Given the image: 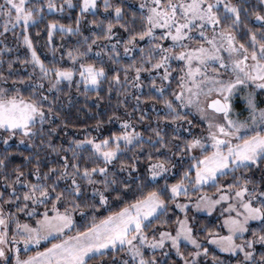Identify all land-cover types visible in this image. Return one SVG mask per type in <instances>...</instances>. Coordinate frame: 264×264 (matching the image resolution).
I'll return each mask as SVG.
<instances>
[{
  "label": "snow or ice",
  "instance_id": "6c2138e0",
  "mask_svg": "<svg viewBox=\"0 0 264 264\" xmlns=\"http://www.w3.org/2000/svg\"><path fill=\"white\" fill-rule=\"evenodd\" d=\"M262 97L264 0H0V264H264Z\"/></svg>",
  "mask_w": 264,
  "mask_h": 264
},
{
  "label": "trees",
  "instance_id": "16d2710c",
  "mask_svg": "<svg viewBox=\"0 0 264 264\" xmlns=\"http://www.w3.org/2000/svg\"><path fill=\"white\" fill-rule=\"evenodd\" d=\"M253 2H258V0H253ZM75 11H78V9L75 10ZM75 11L72 12V18H74V16H75ZM101 12H102V10H101ZM50 18H53V17H50ZM54 18L61 19V22H63V23H68L69 22V19H70L68 17V14L67 13L64 14L63 18L60 16V14H56ZM92 18L93 17H91V16H88L87 17V19H92ZM87 19L84 21V24L85 25H87ZM40 27H41V29H43L44 25H40ZM86 34H87V31H86ZM40 36H41V42H42V39L44 37V32L43 31H41ZM72 39L74 40V38H72ZM56 41L57 42H60L59 41V35L58 34L56 36ZM39 50L40 49H38V51ZM123 62L124 63H127L128 62V57H124L123 58ZM262 98H264V97H262ZM92 99L94 100L95 97L93 96ZM75 100L78 101V103L75 106H71V105L68 106V108H67V115H68L69 119L72 122L76 123L77 125L79 123H87L89 125L94 124L95 118H96L94 116V113L97 112V111H99L101 113V116H103V111H104V107L103 106L107 103V98L105 99V101H102L101 102V105H102L101 109H95L94 105L91 102H89V105L88 106L93 108V112L92 113L87 112L83 108V104L85 102L83 97H75ZM235 106H236V108L238 110L239 109H242L244 107L243 101H242V99L240 97H237L236 102H235ZM77 108H79L80 111H77ZM79 132H80V129L78 127H76V128H73L71 126L69 127V133H68L69 135H72V134L75 133V134H77V138H79V135H78ZM27 154H28V152L25 151L24 152V155H27ZM16 162L17 163H21V160L19 158H17V161ZM209 191L211 192L212 190L209 189ZM77 221L79 222L80 220L77 219ZM207 226L208 227H214V223L213 224L212 223H208ZM51 242H54V241L51 239L49 242H47L46 244L42 245L38 249L32 248L31 249V252H35V251H37L39 249H43L45 247H48ZM21 254L24 255L23 252ZM218 256H220V255H218ZM220 257L223 258V259H225V260H229L230 259V257H228L227 255H221Z\"/></svg>",
  "mask_w": 264,
  "mask_h": 264
},
{
  "label": "rangeland",
  "instance_id": "374dc122",
  "mask_svg": "<svg viewBox=\"0 0 264 264\" xmlns=\"http://www.w3.org/2000/svg\"><path fill=\"white\" fill-rule=\"evenodd\" d=\"M196 215V218H197V223L200 227H204V226H207L208 223H214V227L220 225L222 223V219L223 217L220 215V209L219 207H217V209L211 213V214H208L206 212H199V213H193ZM76 219L80 220V217H79V214L76 215ZM221 231L225 232L226 233V229H221ZM203 235V233H201V236ZM51 240V238H49L48 241H41L39 245H32L30 246L31 249L32 248H40L42 245L46 244L47 242H49ZM212 250L215 251L216 255H227L228 257L231 258L230 254L228 253H223V252H220L219 249H216L215 246H211ZM39 250H42V249H39ZM173 258L176 260V264H181L180 260L178 257H174V254H173ZM206 264H211V257H209V260L208 262H206Z\"/></svg>",
  "mask_w": 264,
  "mask_h": 264
}]
</instances>
